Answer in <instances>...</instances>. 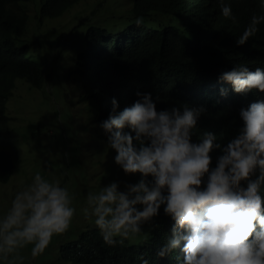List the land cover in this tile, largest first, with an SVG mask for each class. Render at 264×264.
Returning a JSON list of instances; mask_svg holds the SVG:
<instances>
[{"label":"trees","instance_id":"16d2710c","mask_svg":"<svg viewBox=\"0 0 264 264\" xmlns=\"http://www.w3.org/2000/svg\"><path fill=\"white\" fill-rule=\"evenodd\" d=\"M81 1L86 0H0V182L9 180L20 159L5 113L17 80L44 88L55 99L56 122L60 105L67 107L62 110L67 143L95 150L108 160L115 152L98 125L112 111L113 97L117 111L136 100L137 91L158 97V109L203 105L193 140L212 131L221 144L241 125L239 108L264 99V92L236 93L231 84L218 80L234 64L264 68V22L244 45L235 43L253 14L264 15L259 0H223L231 5L235 23L220 15V0H114L126 11L104 17L102 12L101 22H87L103 9L100 4L106 0H100L66 33L43 27L44 20L62 16ZM136 17L143 18L139 26ZM31 18L37 24L33 30L43 35L38 39L29 34ZM69 119H78L77 126L86 129L89 145L73 134ZM219 154V149L210 153L213 165ZM135 176L140 179L139 173ZM173 223L162 205L159 214L142 225L143 231L122 246L104 244L93 227L61 243L60 257L73 264H140L142 258L149 264H176V257H183L180 249L156 256Z\"/></svg>","mask_w":264,"mask_h":264},{"label":"clouds","instance_id":"9594fccd","mask_svg":"<svg viewBox=\"0 0 264 264\" xmlns=\"http://www.w3.org/2000/svg\"><path fill=\"white\" fill-rule=\"evenodd\" d=\"M264 8V0H259ZM220 15L236 22L232 7L219 2ZM143 22L136 17L135 25ZM264 15L253 14L237 45L258 31ZM219 81L236 93L264 92V68L245 63L222 71ZM221 95L226 89H220ZM137 99L122 110L115 97L112 111L98 127L113 161L125 175L140 174L135 183L111 180L88 191L81 209L91 219L104 244L123 245L140 234L142 225L159 214L174 222L171 235L156 251L164 257L180 249L176 264H264V99L238 110L241 125L221 144L212 131L193 140L203 105L183 103L157 108L158 97L135 93ZM127 129V130H126ZM220 154L212 164L210 153ZM254 177V178H253ZM74 196L60 180L36 171L0 211V262L21 264V250L34 258L55 235L64 233L77 213ZM140 264H149L141 259Z\"/></svg>","mask_w":264,"mask_h":264},{"label":"rangeland","instance_id":"374dc122","mask_svg":"<svg viewBox=\"0 0 264 264\" xmlns=\"http://www.w3.org/2000/svg\"><path fill=\"white\" fill-rule=\"evenodd\" d=\"M98 1L100 0L81 1L65 11L62 16L44 20L43 27L66 33L78 20L89 16ZM100 5L103 9L95 11L87 22H101L102 12L104 17L112 14L111 11L117 13L126 11L125 7L118 5L114 0H106ZM34 27L37 28L36 20L31 18L29 34L32 38L38 39L42 34L34 31ZM43 91L44 88L41 90L31 88L26 82L17 80L11 96L5 103V113L9 116L8 125L18 144L20 159L9 180L5 183L0 182V211L9 206L14 193L29 182L36 171H40L49 179L60 180L74 196L73 203L77 213L72 224L64 233L55 235L42 254L33 258L30 254L31 246L21 250L24 257L21 264H73L61 259L60 244L77 238L84 230L96 227L81 211L86 203V193L97 190L111 180L121 181L123 188L124 182L135 183L139 179L135 174L125 175L113 159L108 160L95 150L79 145L74 147L73 144L67 143L63 135L69 134L65 132L66 120L62 111L67 107L64 104L60 105L62 122H56L54 111L57 103L51 95H46ZM78 119L68 120L72 127L70 129L83 140L84 145H89L91 141L87 139L86 129L77 126Z\"/></svg>","mask_w":264,"mask_h":264}]
</instances>
